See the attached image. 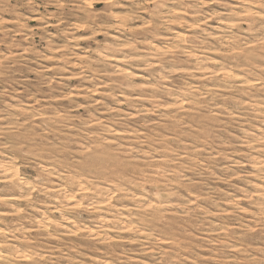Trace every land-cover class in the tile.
<instances>
[{
  "label": "rangeland",
  "instance_id": "1",
  "mask_svg": "<svg viewBox=\"0 0 264 264\" xmlns=\"http://www.w3.org/2000/svg\"><path fill=\"white\" fill-rule=\"evenodd\" d=\"M0 264H264V0H0Z\"/></svg>",
  "mask_w": 264,
  "mask_h": 264
}]
</instances>
